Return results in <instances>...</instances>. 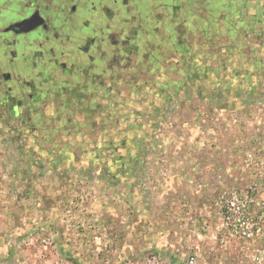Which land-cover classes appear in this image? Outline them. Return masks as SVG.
Returning <instances> with one entry per match:
<instances>
[{"label": "rangeland", "instance_id": "obj_1", "mask_svg": "<svg viewBox=\"0 0 264 264\" xmlns=\"http://www.w3.org/2000/svg\"><path fill=\"white\" fill-rule=\"evenodd\" d=\"M218 1L197 58L0 109V264H264V0Z\"/></svg>", "mask_w": 264, "mask_h": 264}, {"label": "flooded vegetation", "instance_id": "obj_2", "mask_svg": "<svg viewBox=\"0 0 264 264\" xmlns=\"http://www.w3.org/2000/svg\"><path fill=\"white\" fill-rule=\"evenodd\" d=\"M207 1L0 0L1 111L22 101L43 119L46 103L66 100L91 110L98 94L122 93L128 81L138 87L159 58H197L191 16Z\"/></svg>", "mask_w": 264, "mask_h": 264}, {"label": "water", "instance_id": "obj_3", "mask_svg": "<svg viewBox=\"0 0 264 264\" xmlns=\"http://www.w3.org/2000/svg\"><path fill=\"white\" fill-rule=\"evenodd\" d=\"M34 17L31 18V19H28V20H25V21H22L20 23H17V25H20V26H26V25H29L32 26V21H33Z\"/></svg>", "mask_w": 264, "mask_h": 264}]
</instances>
